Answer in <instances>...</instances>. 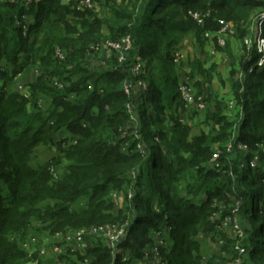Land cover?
I'll return each mask as SVG.
<instances>
[{"label": "trees", "instance_id": "obj_1", "mask_svg": "<svg viewBox=\"0 0 264 264\" xmlns=\"http://www.w3.org/2000/svg\"><path fill=\"white\" fill-rule=\"evenodd\" d=\"M84 1L0 0V63L7 61L12 71L11 76L0 72V79H8L11 85L26 84L33 96L30 111L23 100L12 114L2 105L6 99L0 100V264H58L38 253L29 255L25 249L38 230L53 237L124 220L126 237L118 247L122 253L114 254L105 239L94 237L95 246L85 255L68 253L59 259L66 264H134L144 262L155 248L166 264H205L200 239L212 233L214 240L225 219L234 218L236 205L244 238L224 237L222 252L229 253L233 262L242 258L246 264H264V68L257 66V49L242 64L250 75L231 81L235 103L231 114L238 112L242 119L235 151L220 154L217 169L211 146L226 140L234 126L222 116L218 99L209 115L221 126L217 137L201 134L189 140V128L176 122L168 139L167 131L158 129L165 124L158 108L151 117L144 111L132 124L124 89L131 76L87 66L91 46L100 42L103 22L95 7L78 10ZM140 3L135 50L163 64L161 79L171 84L169 105L184 100L176 88L172 58L159 53L164 44L174 42V34L186 31L183 12L202 6L205 11L223 10L222 17L240 25L239 34L244 36L253 10L264 4L261 0ZM132 21L126 9L116 10L106 25L113 32L122 24L127 33ZM58 50L62 57L56 55ZM193 69L195 76L210 77L199 61ZM155 80L144 79L149 90L141 96V106L161 92L160 85L152 83ZM56 83H63V88ZM40 144L57 148L56 157L37 169L26 160L19 166L11 163L12 149L29 154ZM241 144L248 146L247 152L239 151ZM255 159L259 167L252 169ZM219 171H233L235 177ZM115 193H125V206L115 202ZM217 212L220 218L214 221ZM160 237L163 244L158 242ZM236 244L245 249L243 256ZM126 250L132 253L127 262Z\"/></svg>", "mask_w": 264, "mask_h": 264}, {"label": "rangeland", "instance_id": "obj_2", "mask_svg": "<svg viewBox=\"0 0 264 264\" xmlns=\"http://www.w3.org/2000/svg\"><path fill=\"white\" fill-rule=\"evenodd\" d=\"M140 1L142 2V0H95L93 2L92 8L95 7L94 10L96 16L103 22V27L99 44L91 46L93 54L91 55L87 66L89 68L99 67L100 69L112 68L122 71L124 74H129L131 77L125 83L124 89L128 97L127 108L130 114V121H132V124L135 125V122L139 120V116L142 115L144 111L148 112L144 113V116L146 115L147 117L148 115L151 117L154 114L155 108H158L161 110L159 116L165 122L164 126H160L158 129L167 131L168 139L171 138V127L176 122L189 128V140H192L194 137L201 134L217 137L221 131V126L212 122L209 115L211 114V111L214 110L216 99H218L217 103L221 105L222 116L224 115V118L228 120L229 123L233 124L234 122V126H232L229 131V135L226 140H218V142H215L211 146L213 149V160L215 159V161H219L218 155L220 156L222 153L230 154L235 151V143L238 141V126L241 122L239 120L242 119V117H237L238 112L231 114L235 104L233 101V94L231 93V81L233 77L235 80H238L239 77L246 78L250 75L251 71L244 72L242 64L254 48H256L260 54L257 66L264 68V4L263 6L257 7L253 10L250 25L248 26L247 32L244 36H240L239 34L240 32L238 31V26L240 25H236L234 20H227L226 17H222L225 12L223 10L219 12H214L212 10L205 11L202 6V9L191 8L187 13L183 12V15L186 16L183 17L186 31L181 34H174V42L164 44L159 55L161 53L163 55L166 53L170 55L173 60L175 79H177L176 88L180 91L182 86H188L191 89L196 102L194 101L188 104L183 101V103L178 104L176 101L172 105H169L167 96L169 95L171 84H167L165 79H161L164 77L163 64L161 61H158L157 58H152L149 54L142 56V52L137 53L135 50V30L138 26H141L139 21L140 11L138 9L141 6ZM261 1L264 2V0ZM69 2L70 0H63L64 4H69ZM85 9L78 7V10L82 12L86 11ZM123 9H126L127 13L130 14L133 19L132 23H128L127 31H125L127 33H124L122 24L115 26L113 32H110L106 23L110 21L112 11H122ZM70 20L72 21L74 19L70 18ZM200 20L202 21L200 22ZM209 21L212 23V27L210 28H208ZM222 23H224V25ZM217 25H220L219 30H216ZM23 27L24 31H27L24 25ZM225 27H227L225 31L227 42L225 46H221L217 38L219 37V32H221ZM207 35H210V38H208ZM144 36L145 34H143V37ZM144 39L145 42H148L145 37ZM59 51L60 50L56 53L57 56H59ZM177 57L181 60L176 63L175 61ZM198 61L203 66L204 70L209 73L210 77L203 76L201 74L196 76L194 75L193 67L196 66ZM221 67H225L227 71L229 70L225 76L222 74L223 78H220L217 73L218 69ZM4 71L10 74L9 76L12 75L10 65L7 61H2L0 63V72L3 73ZM233 73H235V75ZM17 77H20V79L24 78V76L20 74H18ZM153 78L156 80L152 83L160 85L161 92L156 95L152 102H148L147 104L141 106V96L149 90V86L144 83V79L146 81H150ZM2 81H5V86H1L3 84ZM26 81L28 80L26 79ZM148 85H151V83ZM0 86L3 89L0 91V100L2 101L6 99L3 101L2 105L5 110L7 109V113L12 114L19 107V103H22L23 100L26 101L27 109L30 111L33 98L32 90L25 89L30 93L24 92L19 85H11L8 79H0ZM210 89H212L214 93H217L214 101L211 98ZM27 94L30 95L27 96ZM200 100V103L203 102V108L199 105ZM61 134L64 135V131H62ZM244 146L248 147L242 144L239 145V151H242ZM12 152L14 153H12L13 160H11V163L19 166L26 160L29 162V165L35 169L47 162H50L58 154L57 148L43 144L35 146L29 154H23L21 153L22 151H18L16 148L12 149ZM185 156L188 157L189 155L186 154ZM172 161L174 162L175 158H172ZM145 165L147 168L149 166V162L146 161ZM262 166H264V164H262L261 167ZM251 168L256 169L252 166ZM219 173H222L223 175L228 174L227 171H219ZM228 175H230L231 178L235 177V173L233 171H231ZM128 193L131 198L133 195L130 193V190ZM152 195H155V192H152ZM113 197L115 202L119 201L118 205L120 207L125 206V193H115ZM221 207H224V205L222 206L220 204L219 208ZM232 212L234 218H231L232 220L230 221L225 220L222 223V232L219 231L214 240L210 237L212 233L209 236H205L200 239V248L204 257L203 263L234 264L233 261L228 259L230 257L229 253L226 254L224 251L222 253L220 252L223 243H225L223 242V239H225L224 237H236V233L234 231L236 224H238L243 230V221H241L242 219L239 216V207L236 205ZM219 215L220 212L214 213L212 216L213 220H218L220 218ZM128 217L131 218V215L129 216L128 214L127 218ZM118 223H120L118 224L120 226L126 224L125 220L119 221ZM163 224L165 223H160L159 228L163 226ZM151 231V233H155L153 229ZM36 234L39 235L40 238H51V235L48 232L44 233L41 232V230H38L35 235ZM150 235L152 239L155 238L157 240V235ZM243 238L244 231L242 238L238 240L240 241ZM159 242L162 241L160 240ZM239 246L240 248H243L241 244H239ZM237 247L238 244H236L235 247L238 251ZM244 253H246V251ZM124 255L129 257V261L131 260L132 253L130 250H127ZM142 263L155 264V261L152 259L144 262L141 260L134 262V264Z\"/></svg>", "mask_w": 264, "mask_h": 264}, {"label": "built area", "instance_id": "obj_3", "mask_svg": "<svg viewBox=\"0 0 264 264\" xmlns=\"http://www.w3.org/2000/svg\"><path fill=\"white\" fill-rule=\"evenodd\" d=\"M92 4H93V0H85L84 2L81 3L80 8L81 9L92 8ZM201 21L202 20H200V22ZM222 24L224 25V23ZM226 28L227 27L223 28L222 31L219 32V37L217 38L221 46H225L227 42V37L225 34ZM207 37L210 38V35H207ZM58 54H59V57H62V53L60 51L58 52ZM180 60L181 59L177 57L175 62L177 63ZM19 86L24 92H29L25 90V89L29 90L26 84L23 83V84H20ZM56 86L62 89L64 84L56 83ZM180 93H181L183 100L186 103L190 104L195 101L192 95V91L188 86H182L180 88ZM28 95L30 94H27V96ZM200 102L201 100L199 101V103ZM199 105L201 108H203V102L200 103ZM247 151H248V148L244 146L242 149V152L245 153ZM218 158H219V155H218ZM214 162H216L215 164L216 168L219 169L220 164L218 160L215 161L214 159ZM251 166L255 168L259 167L258 160L255 159L254 161H252ZM225 220L230 221L232 219L228 217ZM234 231L236 233L235 234L236 239L242 238L243 230L241 229V227H239L238 224H236V228ZM166 232H167V229L165 228L164 233ZM94 237L95 238L101 237L105 239L107 243H109V245L113 248L114 254L122 253V250H120L118 247L120 246V244L126 237V226L125 225L123 226H120V225L118 226L110 225L109 226L108 225L104 227H92V228L76 231L75 233H68V234L60 233L48 239L47 238L45 239L44 237L40 238L39 235H34L33 237H31L30 241L25 245V249L29 252V255L38 253L42 257H48L53 260L56 259L58 264H66L63 260L59 259V257L64 256L68 253H80L81 255H85L86 252L90 248H93L95 246L93 242ZM160 240L162 242H159ZM159 241H158L159 244H163L164 239L160 237ZM237 249L240 252V256H243L245 249L240 248L239 244H238ZM126 251H124V254L126 253ZM152 259H154L156 264H166L165 260L161 256L158 249L154 248V251L150 253V255L147 256L144 261L152 260ZM124 261L126 262L129 261V257L124 255ZM86 262H89L88 259L86 260ZM234 264H246V263L244 259L239 258L234 262Z\"/></svg>", "mask_w": 264, "mask_h": 264}, {"label": "crops", "instance_id": "obj_4", "mask_svg": "<svg viewBox=\"0 0 264 264\" xmlns=\"http://www.w3.org/2000/svg\"><path fill=\"white\" fill-rule=\"evenodd\" d=\"M226 56V55H225ZM225 56H223V57H225ZM197 58H199V57H197ZM229 72V70L227 71L226 70V68L225 67H221V68H219L218 69V71H217V73L219 74V76H220V78L224 75L225 76V74L226 73H228ZM223 74V75H222ZM223 78V77H222ZM210 94H211V98L213 99V101H214V98L216 97L215 95H217V93H214L213 92V90L212 89H210ZM219 249V248H218ZM219 252V251H218ZM220 252L222 253V249H220ZM219 254V253H218ZM222 256H223V254H222ZM225 256V255H224ZM153 262V261H152ZM151 262V263H152ZM156 264V263H155Z\"/></svg>", "mask_w": 264, "mask_h": 264}]
</instances>
